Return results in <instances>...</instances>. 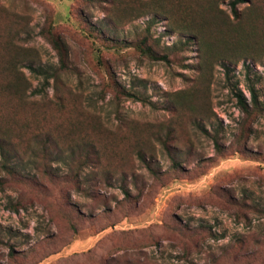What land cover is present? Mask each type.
<instances>
[{"label":"rangeland","instance_id":"374dc122","mask_svg":"<svg viewBox=\"0 0 264 264\" xmlns=\"http://www.w3.org/2000/svg\"><path fill=\"white\" fill-rule=\"evenodd\" d=\"M231 2L0 0V264H264V0Z\"/></svg>","mask_w":264,"mask_h":264},{"label":"trees","instance_id":"16d2710c","mask_svg":"<svg viewBox=\"0 0 264 264\" xmlns=\"http://www.w3.org/2000/svg\"><path fill=\"white\" fill-rule=\"evenodd\" d=\"M242 1V0H232L231 4H232V8L233 11L235 13V15H237V10H236V6L237 4ZM237 34H241L239 30L235 31ZM55 44L56 41H55ZM57 46L60 48V45L57 44ZM141 47V46H140ZM141 50L144 54L151 56L152 58H158L157 53H155V51L150 47V46H142ZM163 58H166V56H163ZM16 68V63H14L13 61H7L6 65H5V69L6 70H15ZM30 68L32 69L33 72L37 73L38 75H43V68H35L33 66H30ZM17 74H20L21 76L17 75L16 76V80H10L6 85L5 88L7 90H9L10 92H13L15 94H18L20 97H24L26 94L27 89L30 86L29 80L27 79V77H25V75L20 72L17 68H16ZM46 77H45V84H49V79L52 78L53 73L52 72H48V71H44ZM43 92V90H42ZM251 92H252V97H253V101L255 104L258 103V95H257V91L255 89L254 86L251 87ZM130 94V93H129ZM131 96L137 98V99H141L139 97V95L135 94H130ZM237 98H238V102L239 104L242 106L243 109H247V100L244 97V95L242 93H237L236 94ZM11 135L8 133V131L5 130H0V170L7 172V173H11L12 172V164H11V150L8 147V145L12 142L11 139ZM140 154V158L141 160H145L144 156L142 155V152H139ZM0 184H1V179H0ZM125 192L128 194V191L125 190Z\"/></svg>","mask_w":264,"mask_h":264}]
</instances>
